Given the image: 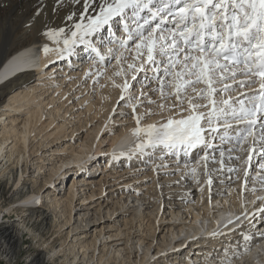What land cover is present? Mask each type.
Here are the masks:
<instances>
[{
	"label": "bare ground",
	"instance_id": "obj_1",
	"mask_svg": "<svg viewBox=\"0 0 264 264\" xmlns=\"http://www.w3.org/2000/svg\"><path fill=\"white\" fill-rule=\"evenodd\" d=\"M56 7L57 11L53 12V0H0V175H8V180L13 177L15 187L19 188L23 185L31 153L47 142L71 137L69 146L53 149L62 153L56 155L48 167L36 165L38 175L43 173V183L34 192L18 190V199L22 198L25 204L13 208L17 222H10L0 230V256L9 261L16 256L22 231L26 229L33 232L30 234L33 239L45 243L52 260L56 258L61 264H264V235H261L264 219L255 218L254 225L250 226L241 215L245 209L253 211L252 202L257 197H264V187L258 182L253 184L258 186L256 191H243L244 175L239 170L247 165L240 160L225 161L229 166H235L237 172L213 173L215 179L209 192V186L204 183L201 148L190 152L194 154L178 157L160 150L157 152L165 155L162 162L166 165L168 160L172 162L165 173L157 174L156 179L151 176L153 181L142 191L135 186V190L121 187L117 192L108 190L102 197L104 179L96 180L100 174H95L89 167L100 169L105 165L112 170L123 162V168H127L143 157V154L133 152L136 137L131 130L136 127V122L114 130L109 124L110 113L120 96V89L108 79L118 70L114 57L124 53L131 60L134 53L119 48L113 56L106 58L110 49L107 47L100 51L104 56L101 61L96 54L84 53L80 46L76 55L58 59L56 44L44 34L45 27H71L72 22L64 17L79 6L68 0L63 6ZM44 45L52 50L45 52ZM60 46H63L62 40ZM80 53L84 54L83 59L79 57ZM80 59L85 69L78 75L81 69L73 65ZM120 67L126 68V64ZM54 69L60 70L58 74H52ZM98 70L102 72L97 77ZM86 72L90 74L85 76ZM113 79L116 83L122 82L121 77L113 76ZM133 90L137 95L147 91L139 82ZM157 94L149 93L151 98ZM136 102L134 99L130 103L120 102L119 106L131 111V105ZM136 109L137 113H142L148 106ZM153 122L150 118L142 120L145 125ZM40 132H45L44 138L49 140L46 143V140L40 141L35 150H30L31 138L41 135ZM74 134L82 135L75 140L72 139ZM230 146L231 142L224 147ZM156 150L159 149L154 152ZM102 152L109 156L102 157ZM234 156L247 158L246 153L239 151ZM257 159L254 157V162ZM10 164L12 166L7 167ZM70 164L74 168L66 169ZM135 166L140 170L144 165ZM208 166L220 170L219 158L209 161ZM193 167L198 168L199 178L190 172ZM56 178H61L58 183L65 186L59 189L55 185L45 187ZM86 184L90 186L83 187ZM158 184L162 187H157ZM171 190L175 194L171 195ZM40 197L49 200L46 207L50 213L37 205ZM261 203L262 200L256 204ZM235 217L239 219L234 220ZM229 220L233 223L228 224ZM236 225L240 228L229 233L228 229ZM64 228L68 229L66 240L62 235ZM50 229L52 232L48 235ZM36 230L38 233L35 234ZM109 230L116 232L109 233ZM212 232L218 235H209ZM252 234L255 238L244 242V237ZM112 236H116L117 241L112 242L116 238L107 239ZM225 247L227 252L223 251ZM139 251L140 256L135 254ZM210 253L216 254L217 258L213 259ZM132 255L139 257L130 261ZM28 264H43L42 256H31Z\"/></svg>",
	"mask_w": 264,
	"mask_h": 264
},
{
	"label": "snow or ice",
	"instance_id": "obj_2",
	"mask_svg": "<svg viewBox=\"0 0 264 264\" xmlns=\"http://www.w3.org/2000/svg\"><path fill=\"white\" fill-rule=\"evenodd\" d=\"M67 2L53 0L52 11ZM71 3L79 6L64 17L72 22L71 27H45L44 34L56 44L58 59L76 55V49L83 46L84 53H95L103 61L99 49L113 39L134 53L131 60L124 53L114 57L118 70L113 76L121 77V83H116L113 76L108 77L120 89L110 117L120 102L137 101L131 105L136 122L131 130L136 137L134 154H145L151 161L155 157L151 150L159 149L178 157L199 147L204 153L201 160L209 192L214 172L219 175V171L236 170L225 163L228 159L247 165L243 168V191L257 190L255 185L249 188L253 177L264 187V0H71ZM36 12L39 14L40 9ZM102 31L107 38L100 37ZM43 50L52 49L44 45ZM112 52L109 49L107 55ZM124 64L126 68L120 67ZM101 72L96 71L95 76ZM89 74L86 72L85 76ZM137 82L147 89L139 96L132 92ZM157 92L164 101L175 97L173 103H160V110L176 111L160 121L142 124L146 116L154 113L151 109L137 113L136 108L144 99L156 103L149 93ZM230 142V147H224ZM237 151L246 153L247 158L234 156ZM217 157L220 170L208 166ZM254 157L259 159L254 162ZM176 162L179 164V160ZM165 167V163L153 164L152 170L158 173ZM254 168L258 170L253 171ZM190 172L199 178L197 167ZM261 200L264 197L252 202V212L245 209L241 213L250 226L252 219H264V204L255 208ZM239 228L236 225L228 232ZM209 255L217 258L216 254Z\"/></svg>",
	"mask_w": 264,
	"mask_h": 264
},
{
	"label": "rangeland",
	"instance_id": "obj_3",
	"mask_svg": "<svg viewBox=\"0 0 264 264\" xmlns=\"http://www.w3.org/2000/svg\"><path fill=\"white\" fill-rule=\"evenodd\" d=\"M85 60H86V58H85ZM54 63H59V61L58 62L55 61ZM95 83H94V85H95ZM132 92L134 95H137L136 90H132ZM158 95L159 94L155 95L157 97L151 98V100L156 101V103H152L149 100H147L146 102H143L142 104L137 106V108H139L143 105H147L148 109H151L152 112L154 113V114L146 116V118L143 119V122H144V120L147 121L149 118L154 119V121H160L162 117L167 118V116L172 115L176 111L175 109H173L171 111H169L167 109L164 111H161L158 105L160 103H168V104L173 103L175 101V97H171L167 101H164V100H161ZM137 96H139V95H137ZM136 104H137V102H136ZM115 105H117V103ZM184 106H187V104H185ZM136 110H138V109H136ZM147 110H144V111L146 112ZM112 112L113 111H111V113ZM121 113H124V114L122 115ZM139 113H141V112H139ZM142 113H144V112H142ZM110 118H111L110 119L111 122L109 121L110 122L109 124H110V126L112 125L111 128L113 130L115 127L123 128L124 126L131 125L132 121L135 122L132 110L128 111V107L123 108V107H120L119 105L115 110V114L112 115ZM129 118H130V120H129ZM141 123H142V121H141ZM36 132H37V130L35 131V134H36ZM44 133L45 132H42V133L40 132L41 135L38 134L35 138L34 137L31 138V143L29 145L31 148L30 150H32V149L35 150L38 147V144L40 141L46 140L44 138V135H43ZM78 135H80V138H81L82 134H77V136H75V134H74L72 136V139L76 140ZM41 136H43V137L41 138ZM69 137L70 136L65 138V136H64V137L59 138L60 143L58 140L54 141V143H52V142L50 143V142H47V140H49V139H47L45 141V143L47 142L45 145L40 146L37 151H35L34 153H31L32 155L30 154V156H29L30 158L28 157V159H27V166L25 167L23 185L20 186L19 188L15 187L13 177H11L10 180H8V175H6V174L3 176L0 175V215H1V217L3 216L2 218L0 217V230L10 222H13V221L17 222V219H18L16 216L17 214H15L13 212V208L19 207L20 205L25 204L23 202L24 200L22 198L18 199L20 197L18 190H20L21 192L23 191L22 193H24L26 190H31L32 192H34L35 188L39 187L40 184L43 183V179H42L43 173L38 175L37 170L35 169L36 165L44 164V167H48V165L52 162V159H54L56 155H59L60 153H62V151H60V150L58 152H54L53 149L55 147L65 148V147L69 146V141L71 139V137L70 138ZM64 142H66V143H64ZM216 143L218 144L219 142L217 141ZM105 148H106V146H105ZM152 151L154 152V150H152ZM157 151H160V150H156L155 157H161L160 159H156V160L152 159L151 161H149L148 156L143 154V157H145V158L140 157V160L136 159L137 161H133L134 163L133 162L131 163V167H127V168H123V167H125L123 162L122 163L120 162V164L118 163L117 166L119 168L117 167L116 169H112V170H109L108 169L109 167H106L105 165H101L100 167L104 168L103 169L104 172H101V168L97 169L96 167H94L93 169H91V167H89L90 170H94L93 172L95 174H97V175L100 174L99 176L96 177V180L99 181L100 179H104L103 180L104 181V186H103V190H104L103 193L104 194H102V197L107 194L108 190L111 192H117L118 188H121V187H126V188H130L131 190H135L134 189V186H135V187L141 188L140 190L142 191L143 188L145 189V187L153 181V177H151V176L154 175V177L156 179L158 175L165 173L166 170H168V168H169L168 167L169 163H172L170 160H168L169 161L168 164L166 165V167L164 169H162V171L160 170L157 173V172H154L152 170V168H153L152 164L154 162H155V164L163 163L162 160L165 157L164 153H163L164 156H161L162 154H160V153H162V152H157ZM193 152H194V150H193ZM193 152L190 154H194ZM100 155H101V153H100ZM158 155H160V156H158ZM103 156L106 157V156H109V154L102 152V157ZM159 160H160V162H159ZM140 163L141 164L143 163L144 166L142 167L143 169L138 170L139 167L135 166V165H137V164L140 165ZM96 165L97 164H95V166ZM127 165L129 166V164H127ZM11 166L12 165L10 164L7 167H11ZM88 166H89V164H88ZM172 166H174V164H172ZM42 167H43V165H42ZM63 168H64V166L62 167V169ZM71 168H74L72 166V164H70V166L67 167L66 169L71 170ZM42 170H43V168H42ZM237 171L238 170L236 169V172ZM239 171H241L243 173V170H241V168ZM103 173L105 174L104 176H103ZM33 178L35 181H33ZM60 180H61V178L60 179L56 178L54 181H52L50 183H46L45 187L50 186V185L51 186L55 185L54 187H56L57 189L62 188V185L65 186V184H63L61 182L58 183V181H60ZM78 181L81 182V179ZM89 186L90 185H88V184L83 185V187H85V188H88ZM21 189H23V190H21ZM137 190H139V189H137ZM141 191H139V192H141ZM62 192H63V190H62ZM170 194L173 195L175 193H173L171 190ZM47 203H49L48 199H45L44 197L43 198L40 197V202L37 203V205L40 204V208H45V210H47V207L49 205ZM46 205H47V207H46ZM5 209H8V210L4 211ZM48 212L50 213V211H48ZM34 227H36V226H34ZM44 227L45 226L42 227L43 229L40 228L41 232L44 231ZM67 230L68 229H65V228L62 229V233H63L62 235L64 236L65 240L68 238ZM51 232H52V229H50V231L48 232V235H50ZM106 232H108V230ZM113 232L115 233L116 230H109V233H113ZM32 233L33 232H28L26 229H24L22 231V236L20 238V242L18 244V247L16 248L17 249L16 250V256L14 258H12L10 261L5 257L0 256V264H28V260L30 259V257L35 256V255L36 256L40 255V257L42 256L43 264H61L59 262V260L56 258L54 259L55 261L52 260L51 254H48V252H47L45 243H41L40 241H37V238L33 239L30 235ZM34 233L35 234L38 233V230H36V232H34ZM52 236H56V234L55 235L53 234ZM105 236H107V234H105ZM107 239H110V240L115 239V240H112V242H114V241H117L118 238L116 236H112L110 238L107 237ZM57 244H59V241L57 242ZM135 254L140 256L141 251H139L138 254L137 253H135ZM139 256H136L133 258V255H132V258L130 259V261L132 259H134V260L138 259Z\"/></svg>",
	"mask_w": 264,
	"mask_h": 264
}]
</instances>
